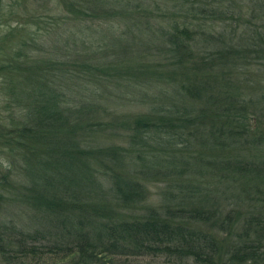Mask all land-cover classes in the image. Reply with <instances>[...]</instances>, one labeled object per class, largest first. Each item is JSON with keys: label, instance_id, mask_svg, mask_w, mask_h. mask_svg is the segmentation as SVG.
Returning a JSON list of instances; mask_svg holds the SVG:
<instances>
[{"label": "trees", "instance_id": "obj_1", "mask_svg": "<svg viewBox=\"0 0 264 264\" xmlns=\"http://www.w3.org/2000/svg\"><path fill=\"white\" fill-rule=\"evenodd\" d=\"M243 1L113 0L85 13L127 20L138 54L86 58L83 99L53 95L36 123L0 134L21 160L32 140L45 145L59 174L38 190L0 177V211L40 219L34 231L0 223V264H264V0ZM123 86L133 93H114ZM135 103L144 113L118 111Z\"/></svg>", "mask_w": 264, "mask_h": 264}, {"label": "rangeland", "instance_id": "obj_2", "mask_svg": "<svg viewBox=\"0 0 264 264\" xmlns=\"http://www.w3.org/2000/svg\"><path fill=\"white\" fill-rule=\"evenodd\" d=\"M111 1L0 0V62L8 65L10 71L0 70V134L22 127L31 120L36 123L35 114L41 107H48L47 102L53 95H66L69 107L77 99H83L86 83L80 66L84 65L86 58H97L99 63L109 64L121 60L128 62L138 54L133 48L135 40L133 42L127 20L122 19L126 22L118 24L86 17L85 13L93 15L101 8L107 9ZM235 2L237 10L246 5L243 0ZM131 10L128 9L130 13ZM218 27L217 30L220 29ZM122 31L125 36H122ZM135 33L142 44L151 41L150 34L143 27H136ZM42 64L54 65L56 71L49 73L34 69L35 65ZM147 89L155 91L153 86ZM113 91L122 95L133 93L130 86L117 87ZM59 101L63 102L62 98ZM122 107L125 108L118 111L134 114L144 113L146 109L138 103ZM32 141V147L25 154L20 153L22 161L15 150L17 146L0 138V177L11 174L9 181L12 183L20 186L32 184L38 190L45 188V184L55 180L59 174L52 165L55 155L44 152L45 145ZM121 144L124 145L123 142ZM161 188L159 183L149 187L152 203L159 201ZM30 214L24 207L3 208L0 223L14 220L20 229H39L40 219L38 216L32 218Z\"/></svg>", "mask_w": 264, "mask_h": 264}]
</instances>
